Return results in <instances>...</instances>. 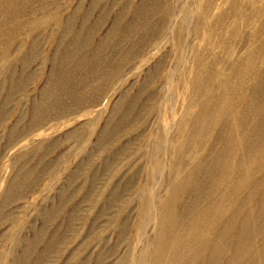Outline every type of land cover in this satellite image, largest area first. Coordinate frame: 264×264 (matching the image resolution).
Returning <instances> with one entry per match:
<instances>
[{
	"label": "rangeland",
	"instance_id": "1",
	"mask_svg": "<svg viewBox=\"0 0 264 264\" xmlns=\"http://www.w3.org/2000/svg\"><path fill=\"white\" fill-rule=\"evenodd\" d=\"M0 264H264V0H0Z\"/></svg>",
	"mask_w": 264,
	"mask_h": 264
}]
</instances>
